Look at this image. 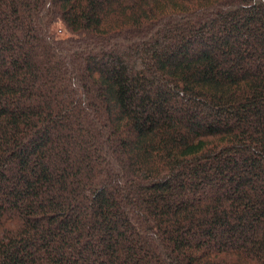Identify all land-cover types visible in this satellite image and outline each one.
<instances>
[{"label": "trees", "instance_id": "16d2710c", "mask_svg": "<svg viewBox=\"0 0 264 264\" xmlns=\"http://www.w3.org/2000/svg\"><path fill=\"white\" fill-rule=\"evenodd\" d=\"M0 264H264V0H0Z\"/></svg>", "mask_w": 264, "mask_h": 264}]
</instances>
